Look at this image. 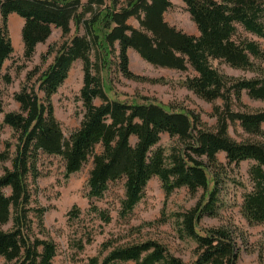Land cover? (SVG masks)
Returning a JSON list of instances; mask_svg holds the SVG:
<instances>
[{
  "label": "trees",
  "instance_id": "obj_1",
  "mask_svg": "<svg viewBox=\"0 0 264 264\" xmlns=\"http://www.w3.org/2000/svg\"><path fill=\"white\" fill-rule=\"evenodd\" d=\"M182 1L199 34L187 33L165 19V13L174 5L172 0H0V77L5 62L15 52L8 26L11 14L24 19L26 60L32 59L38 44L47 41L54 26L62 30L64 37L72 31V22L85 29L84 34L77 32L59 47L50 45L42 55L46 59L56 53L37 80L44 98L34 86L24 84L14 95L20 110L4 114V124L11 126L17 136L13 158L9 142L5 150H0V170L4 171L0 175V257L6 264H52L57 255V244L48 236L44 223L47 208L32 206L29 178H38L41 154L62 156L66 177L80 171L92 157L90 199L103 198L110 182L124 178L121 218L134 212L154 176L162 181L167 197L181 187H187L193 195L200 189L206 194L194 207L176 215L180 235L197 243L192 263L171 253L162 242L149 239L113 247L105 256L101 253L91 257L88 264L238 263L237 242L228 228L198 227L203 217L218 214L225 169L218 157L220 152H225L229 164L254 161L248 170L252 188L243 196L241 213L250 223H264V107L241 109L244 92L264 101V48L256 40L238 37L242 26L264 38V0ZM132 18L138 21V27L130 23ZM99 21L103 24L102 36L95 30ZM130 49L153 65L193 70L195 75L187 76L184 86L208 102L223 101V105L214 107L215 128L193 111L112 98L104 86L100 61L104 66L108 61L103 54L118 52L122 73L128 78H143L129 67ZM93 51L97 52V61L92 59ZM77 60L83 62L81 99L85 115L80 128L66 138L55 115L52 96ZM216 61L252 71L255 76L226 74L215 65ZM3 78L7 83L12 81L9 74ZM96 99L101 104H96ZM1 112L4 109L0 101ZM237 124L248 135L242 141L229 131ZM163 133L178 140L169 153L160 145ZM99 145L102 151L98 153ZM9 160L11 168L4 166ZM5 187L11 188L9 195ZM91 211L106 223L112 220L108 210L93 203ZM81 213L75 205L69 212V221L78 219ZM7 225L11 227L5 229ZM91 241L88 238V243ZM103 246L108 249L111 244Z\"/></svg>",
  "mask_w": 264,
  "mask_h": 264
},
{
  "label": "rangeland",
  "instance_id": "obj_2",
  "mask_svg": "<svg viewBox=\"0 0 264 264\" xmlns=\"http://www.w3.org/2000/svg\"><path fill=\"white\" fill-rule=\"evenodd\" d=\"M126 1V0H121ZM174 5L165 13V19L173 26L190 34H199L195 22L182 0H172ZM130 23L138 27L135 18ZM15 52L3 67L0 77V101L3 103L4 112L0 113V150H5L6 143H10L11 157L16 152L17 136L11 126L4 124V114L19 111L20 105L14 95L20 91L24 84L34 86L40 97L38 78L43 71L53 62L56 53L43 59L50 45L59 47L78 32L84 34L83 25L77 26L72 22V31L66 37L62 30L53 27L51 36L46 42L38 44L31 60L24 57V44L22 39V25L20 21L9 18L8 22ZM96 32L103 35V24H95ZM238 37H247L256 40L264 48V38L247 32L239 26ZM130 69L143 78H128L119 68L118 52L103 54L107 63L102 66L100 61L101 76L108 94L115 99L131 103H161L174 110L193 111L198 114L209 127L215 128L217 118L214 116V107L223 105L218 99L208 102L184 86L187 76L195 75L193 70L181 71L172 68L156 66L143 59L135 50H129ZM102 58V56H101ZM92 59L98 60L97 52H92ZM258 63H260L258 61ZM218 68L229 75L251 78L255 73L241 68H233L225 63L215 62ZM264 67V63H262ZM9 74L12 81L7 83L4 75ZM84 85V71L82 60L74 62L68 78L60 86L57 93L52 96L55 115L60 121L66 138L80 128L85 115V107L81 99V89ZM244 106L242 110L253 111L264 107V101L251 98L246 92L242 97ZM96 99V104H101ZM230 134L238 141L247 138L239 124L231 126ZM136 143V137L132 138ZM178 144L176 137L163 133L160 145L167 149ZM99 145L96 152H101ZM219 159L224 163L223 181L220 185L218 214L205 216L199 222V230L224 226L234 235L239 251L237 264H264V223H250L241 213L243 196L252 188L248 170L254 163L252 160L242 161L239 165L229 164L225 152H220ZM11 168V160L4 163ZM93 167V158L83 168L66 177L65 161L60 155L41 154L38 161L39 176L34 181L29 178L32 193V206L45 207L44 223L48 236L57 244V255L52 264H88L91 257L105 256L113 247L146 241L157 240L165 244L171 253L182 258L186 263L196 259L195 250L197 243L189 238L182 237L177 224V214L186 212L194 207L197 202L205 197V192L200 189L195 195L187 187L176 189L170 196H166L159 177L154 176L145 190V195L137 204L134 212L128 218L120 217L121 201L125 196V179L112 181L109 189L101 199H90L89 177ZM0 170V175L3 174ZM213 184V183H212ZM211 184V187H212ZM6 194L11 193L10 187H5ZM110 213V223L103 221L95 212L91 211V204ZM78 205L81 216L69 221V212ZM36 220V219H35ZM7 225L5 229L10 228ZM36 227V226H35ZM39 232V228H36ZM44 238L43 234H39ZM92 239L88 243V238ZM104 243L111 244L108 249ZM81 244L84 248H81ZM0 264H6L0 257ZM128 264H134L129 262Z\"/></svg>",
  "mask_w": 264,
  "mask_h": 264
},
{
  "label": "crops",
  "instance_id": "obj_3",
  "mask_svg": "<svg viewBox=\"0 0 264 264\" xmlns=\"http://www.w3.org/2000/svg\"><path fill=\"white\" fill-rule=\"evenodd\" d=\"M10 19L14 21H20L21 25H24V19L16 13L11 14Z\"/></svg>",
  "mask_w": 264,
  "mask_h": 264
}]
</instances>
